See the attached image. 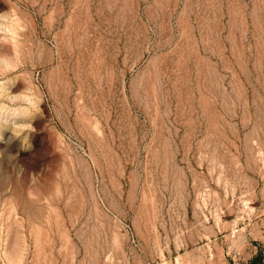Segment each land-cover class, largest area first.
<instances>
[{
  "label": "rangeland",
  "instance_id": "rangeland-1",
  "mask_svg": "<svg viewBox=\"0 0 264 264\" xmlns=\"http://www.w3.org/2000/svg\"><path fill=\"white\" fill-rule=\"evenodd\" d=\"M4 54L0 264L264 258V0H0Z\"/></svg>",
  "mask_w": 264,
  "mask_h": 264
},
{
  "label": "clouds",
  "instance_id": "clouds-1",
  "mask_svg": "<svg viewBox=\"0 0 264 264\" xmlns=\"http://www.w3.org/2000/svg\"><path fill=\"white\" fill-rule=\"evenodd\" d=\"M14 70V58L6 54L0 55V77ZM8 95H4V80L0 79V142L3 141V132L10 131L12 137L19 138L16 132L24 124L29 123V117L25 114L32 110L36 103L34 94L28 93L25 87L19 93L13 94L11 87L7 89ZM39 107V105H36Z\"/></svg>",
  "mask_w": 264,
  "mask_h": 264
},
{
  "label": "trees",
  "instance_id": "trees-1",
  "mask_svg": "<svg viewBox=\"0 0 264 264\" xmlns=\"http://www.w3.org/2000/svg\"><path fill=\"white\" fill-rule=\"evenodd\" d=\"M245 264H264V258L261 253H257Z\"/></svg>",
  "mask_w": 264,
  "mask_h": 264
},
{
  "label": "bare ground",
  "instance_id": "bare-ground-1",
  "mask_svg": "<svg viewBox=\"0 0 264 264\" xmlns=\"http://www.w3.org/2000/svg\"><path fill=\"white\" fill-rule=\"evenodd\" d=\"M236 238H238V236H237ZM233 241H234V240H233ZM234 242H236V240H235ZM234 242H233V243H234Z\"/></svg>",
  "mask_w": 264,
  "mask_h": 264
}]
</instances>
